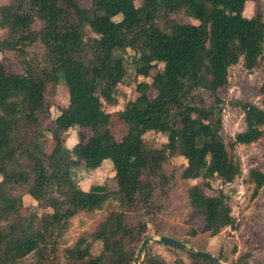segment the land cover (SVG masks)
I'll return each mask as SVG.
<instances>
[{"label": "trees", "instance_id": "obj_1", "mask_svg": "<svg viewBox=\"0 0 264 264\" xmlns=\"http://www.w3.org/2000/svg\"><path fill=\"white\" fill-rule=\"evenodd\" d=\"M82 1L0 5V29L5 31L0 54L23 67L9 73L0 59V264H22L30 255L33 264H133L148 230L146 219L156 213L157 192L167 194L177 179L204 182V187L186 186L187 222L204 217L202 233L211 236L227 227L240 228L230 193L207 191L213 190L215 178L231 184L241 177L237 147L264 137V104L227 99L221 93L231 85L233 67L248 73L263 68L262 5L247 17L248 0H140L138 5L137 0H91L87 7ZM37 47L40 52L31 51ZM129 49L134 51L132 60L126 55ZM159 64L163 67L152 75ZM140 77L151 81L138 82L135 98L119 110L126 131L117 139L104 103L117 104L118 87ZM60 83L67 89L68 104L58 106L47 130L45 122L52 115L47 98ZM203 90L209 94L208 105ZM227 106L241 110L245 123L231 142L223 134ZM76 126L78 141L71 139L69 149L66 135ZM148 132L163 134L166 141L148 147ZM49 141L54 144L51 152L46 151ZM176 156L186 163L179 171H167L165 166ZM105 161L118 188L98 183L83 189L79 175L96 172ZM249 181L258 192L264 173L251 168ZM26 195L44 212L25 213ZM111 200L118 207L93 232L66 243L75 216L102 210ZM128 213L140 216L131 222ZM188 234L199 232L190 228ZM95 243L101 246L97 253ZM177 249L188 260L177 257L170 263L147 248L139 262L213 264ZM218 258L228 264H264L251 254L229 262L221 252Z\"/></svg>", "mask_w": 264, "mask_h": 264}, {"label": "rangeland", "instance_id": "obj_2", "mask_svg": "<svg viewBox=\"0 0 264 264\" xmlns=\"http://www.w3.org/2000/svg\"><path fill=\"white\" fill-rule=\"evenodd\" d=\"M13 1L16 0H0V5ZM82 2L86 7L91 4V0H83ZM136 2L138 5L141 1L137 0ZM260 5L264 8V0H248L244 9L245 16L252 17L256 15ZM183 20L185 22L190 21L187 17H184ZM4 35L5 31L0 29V37ZM31 51L40 52L41 49L37 47L31 49ZM126 55L132 60L134 51L129 49ZM2 56L0 54V59L5 63L9 73L21 72L23 70L21 65L10 60H5ZM7 56L16 58L13 54H7ZM162 67L163 65L159 64L152 71V75ZM171 72L172 75L180 74V71ZM143 80L150 82L151 78L140 77L121 84L116 92L117 104L110 105L104 103L105 109L111 113L112 132L117 139H120L126 131V124L119 118L118 112L129 99L135 98L137 95L136 85ZM263 81L264 63L261 70L253 73H248L241 66H236L231 69L230 87L221 89V93L227 99L244 98L263 105L264 95L260 94V86ZM202 95L205 98L206 104H210L211 100L208 92L203 90ZM68 99V92L63 83L52 87L50 95L47 98L48 102L52 104V115L45 122V128L47 130L53 126L54 118L58 114V106L60 104L66 106ZM244 127V117L241 110L227 106L224 110L223 130L227 142H231L236 133L242 131ZM86 132L88 135H91L90 130ZM71 139H75L76 142L78 141L77 126L70 129L66 135L65 147L69 149L73 147L70 143ZM144 140L148 147H160L166 141V138L163 134L148 132L145 134ZM53 145V141H49L46 145V151L51 152ZM237 153L241 158L244 168L243 175L231 184H223L219 178H215L212 182L213 190H208L207 192L211 195H218L223 189L225 192L230 193L232 196L230 201L232 214L237 218L240 228L233 229L227 227L219 234L211 236L209 233H202L205 225L204 217L197 216L193 221L187 222L189 207L186 197V186L187 184L198 183L201 187H204V182L202 180L183 181L177 179L170 183L167 194L161 191L157 192L156 213L152 216L153 219L146 217L148 230L145 238L151 235L156 237L161 236V234L156 232V230H159L165 235L176 237V239L187 240L189 242L187 245L196 249L202 248L204 251H208L217 257L223 252L229 257V262L237 260L243 254H251L252 260L264 263V186L257 192L255 185L249 181V170L251 168H255L264 173V137L250 145H239L237 147ZM185 163L186 161L183 157L176 156L171 158L165 168L167 171L174 169L179 171ZM79 176L78 181L83 189H88L91 185L98 183H106L110 190H116L118 188L110 166H104L96 172L81 173ZM117 207L118 203L115 200H111L102 210L82 212L75 216L72 219L69 231L65 235L66 243L72 244L85 232H93L100 222L104 220L108 212ZM29 211H35L41 214L44 212V209L32 197L26 195L24 197V212ZM127 215L131 222H134L140 216L137 213H128ZM190 228L196 229L199 234L194 237L190 236L188 234ZM100 248L99 243L93 244V252L97 253L100 251ZM148 248L160 254L170 263L177 257L188 260L187 254L184 251L162 243L152 242ZM33 262V257L30 255L23 260L22 264H33Z\"/></svg>", "mask_w": 264, "mask_h": 264}, {"label": "water", "instance_id": "obj_3", "mask_svg": "<svg viewBox=\"0 0 264 264\" xmlns=\"http://www.w3.org/2000/svg\"><path fill=\"white\" fill-rule=\"evenodd\" d=\"M152 242H158V243H162L164 245H168V246L177 247L180 249L192 251V252L202 256L206 260L212 262L213 264H225L223 261H221L217 256L213 255L212 253L191 247V246H189V245L181 242L180 240H178L174 237H171L169 235H161L159 237L151 235V236H147L146 238H144V240L141 242V244L139 246V249H138V252H137V255H136V258H135V261L133 264H139L140 258H142L144 252L148 248L149 244H151Z\"/></svg>", "mask_w": 264, "mask_h": 264}, {"label": "crops", "instance_id": "obj_4", "mask_svg": "<svg viewBox=\"0 0 264 264\" xmlns=\"http://www.w3.org/2000/svg\"><path fill=\"white\" fill-rule=\"evenodd\" d=\"M104 166H110L111 167V164H110V162L109 161H105L104 163H103V165L101 166V168H99L97 171H99L100 169H102V167H104ZM112 168V167H111ZM112 173H113V175H114V171H113V169H112Z\"/></svg>", "mask_w": 264, "mask_h": 264}]
</instances>
